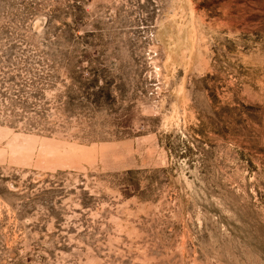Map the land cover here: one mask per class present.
<instances>
[{
	"label": "rangeland",
	"instance_id": "obj_1",
	"mask_svg": "<svg viewBox=\"0 0 264 264\" xmlns=\"http://www.w3.org/2000/svg\"><path fill=\"white\" fill-rule=\"evenodd\" d=\"M0 264H264V0H0Z\"/></svg>",
	"mask_w": 264,
	"mask_h": 264
}]
</instances>
